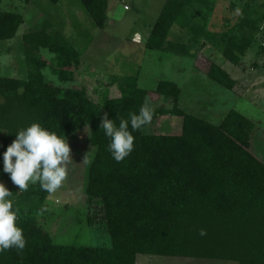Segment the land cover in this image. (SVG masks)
<instances>
[{"label": "trees", "instance_id": "obj_1", "mask_svg": "<svg viewBox=\"0 0 264 264\" xmlns=\"http://www.w3.org/2000/svg\"><path fill=\"white\" fill-rule=\"evenodd\" d=\"M79 1L96 27L104 30L110 0ZM214 7L213 0H167L146 49L195 60L212 48L239 67L258 35H264V0H246L239 15L223 19L225 28L218 32L201 25ZM230 9L234 12L236 5ZM23 23L19 13L0 12V43L14 40ZM173 28L188 32L190 39L172 41ZM22 41L30 67L27 78L0 77V182L12 192L26 246L0 251V264H137L141 255L264 264V163L250 151L254 127L249 119L232 110L214 125L185 113L179 104V85L161 80L153 93L172 100L174 107L154 109L152 121L181 118V134H146L148 124L132 132L134 150L117 163L100 123L107 114L118 126L121 119L138 114L145 97L150 99V92L139 87L138 75L114 77L111 87L118 95L95 103L84 88L55 87L45 80L48 64L36 57L40 51L54 56L51 71L61 84L74 83L81 67V54L60 33L44 29L24 35ZM206 75L228 91L238 84L216 64ZM32 123L66 138L90 128L96 152L85 195L101 205L110 248L56 245L38 220L50 193L38 182L27 190L13 187L3 172V152L15 134Z\"/></svg>", "mask_w": 264, "mask_h": 264}, {"label": "rangeland", "instance_id": "obj_2", "mask_svg": "<svg viewBox=\"0 0 264 264\" xmlns=\"http://www.w3.org/2000/svg\"><path fill=\"white\" fill-rule=\"evenodd\" d=\"M166 1L110 0L106 28L100 30L79 0H61L58 4L49 0H31L30 3L26 0H0V12L12 11L24 18L16 38L0 43V77L27 78L30 67L25 60L24 35L44 29L57 32L81 54V67L74 83L61 84L51 71L54 56L48 51H40L36 57L47 62L43 75L52 86L84 88L92 101L104 103L108 97L118 95L117 89L111 87L114 77L138 75L139 87L150 92L154 109L171 110L173 101L153 92L161 80L177 83L182 90L180 108L185 113L214 125H219L232 110L249 119L254 127L250 151L264 163V35H258L239 67L212 48L204 49L195 60L148 50L147 40ZM213 1V12L206 14L204 11L206 22L201 24L211 32L223 31V19L239 15L246 2ZM233 3L237 8L234 12L230 9ZM170 39L186 43L190 34L173 28ZM212 64L220 66L238 83L233 91L220 87L207 77ZM144 132L180 135L182 119L158 117ZM67 140L72 157L66 165L67 177L60 189L50 193L46 210L38 218L39 225L56 245L110 248L111 239L102 218L101 205L85 195L88 168L96 152L90 143V128L80 130ZM87 154L88 159L84 161ZM90 219L92 226L89 225ZM137 264L235 263L141 255L137 257Z\"/></svg>", "mask_w": 264, "mask_h": 264}, {"label": "clouds", "instance_id": "obj_3", "mask_svg": "<svg viewBox=\"0 0 264 264\" xmlns=\"http://www.w3.org/2000/svg\"><path fill=\"white\" fill-rule=\"evenodd\" d=\"M154 107L145 97L138 114L131 113L130 120L121 119L117 126L107 114L101 119L100 128L110 138L108 151L117 162L123 161L134 150L135 137L132 132L150 124ZM131 126V131L129 130ZM71 147L65 135L50 131L40 123H32L15 134V139L2 154L3 172L20 190L29 184L39 183L42 190L53 193L60 189L67 177V163ZM88 159L86 155L84 161ZM12 192L0 182V251L11 248L23 250L26 240L18 226V209H14ZM201 235L205 231L201 229Z\"/></svg>", "mask_w": 264, "mask_h": 264}, {"label": "crops", "instance_id": "obj_4", "mask_svg": "<svg viewBox=\"0 0 264 264\" xmlns=\"http://www.w3.org/2000/svg\"><path fill=\"white\" fill-rule=\"evenodd\" d=\"M136 35H137L136 37H137V39H138L139 35H138V34H136ZM136 42H137V41H136Z\"/></svg>", "mask_w": 264, "mask_h": 264}, {"label": "built area", "instance_id": "obj_5", "mask_svg": "<svg viewBox=\"0 0 264 264\" xmlns=\"http://www.w3.org/2000/svg\"><path fill=\"white\" fill-rule=\"evenodd\" d=\"M125 10H127V7L125 8Z\"/></svg>", "mask_w": 264, "mask_h": 264}]
</instances>
